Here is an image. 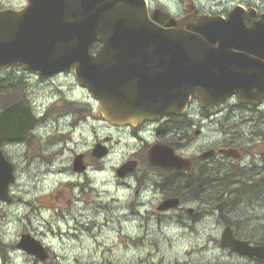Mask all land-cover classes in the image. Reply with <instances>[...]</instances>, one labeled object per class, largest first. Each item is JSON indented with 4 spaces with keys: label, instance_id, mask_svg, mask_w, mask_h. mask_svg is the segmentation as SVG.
Here are the masks:
<instances>
[{
    "label": "water",
    "instance_id": "water-1",
    "mask_svg": "<svg viewBox=\"0 0 264 264\" xmlns=\"http://www.w3.org/2000/svg\"><path fill=\"white\" fill-rule=\"evenodd\" d=\"M203 19L160 20L173 27L164 28L150 20L144 0H29L22 10L0 12V64L25 63L44 75L75 67L79 82L100 100L102 114L117 124L179 114L193 92L201 101L212 96L213 103L233 93L255 99L253 90L264 79V23L248 29L241 8L228 20ZM97 41L103 45L92 55ZM252 72L254 80L247 81ZM27 118L33 122L22 103L7 109L0 116V140L23 139L31 126L24 128ZM171 155L163 146L150 151L159 163L171 162ZM75 169L83 170L80 161ZM14 179L13 165L0 150V199H10ZM176 204L169 200L162 207ZM221 244L264 258V244L237 239L231 227ZM19 246L47 256L29 235Z\"/></svg>",
    "mask_w": 264,
    "mask_h": 264
},
{
    "label": "rangeland",
    "instance_id": "rangeland-1",
    "mask_svg": "<svg viewBox=\"0 0 264 264\" xmlns=\"http://www.w3.org/2000/svg\"><path fill=\"white\" fill-rule=\"evenodd\" d=\"M154 1L163 3L165 0ZM197 1L203 8L216 14L242 0ZM246 1L257 3L264 9V0ZM26 3V0L3 1L8 7H20ZM55 81L64 83L65 77L60 76ZM72 81V78L69 79L68 84H74ZM24 85L30 95H37L32 92L34 89L50 92L49 86L46 88L35 78L29 79ZM37 86L40 88L37 89ZM65 90L68 88L65 87ZM257 115L260 116V113ZM36 135V142L42 144L52 140L43 132H36ZM75 145L81 146L78 143ZM125 152L122 146L115 148L113 164L126 159ZM7 153L17 162L18 167L15 165L17 179L11 189L13 204L7 205L0 201V264H35L27 254L16 250V242L26 233L42 238L50 245L52 258L45 264H264L220 250L216 241L220 239L224 222L217 213L208 215L206 207L210 206L196 202L200 200L191 192H184L190 205L198 210V221L192 223L191 227L179 224L180 221L173 217H179L176 214L181 211L161 221L153 213L149 214L148 210L158 202V194L155 198L152 193L142 195L136 198L132 210L127 209L126 206H131V198L134 199L133 191L127 189V186L118 185L112 171L90 175L89 182L93 189L85 193L88 202L79 189L72 194L69 188V192L65 191L67 195L61 194L63 198L57 200L58 191H62L70 181L68 174L57 173V170L65 168L64 163L55 164L53 172H46L47 166H38L37 163L27 169L28 160L32 162V157L26 160L20 152L11 148L7 149ZM170 180L166 174H159L155 184L165 185ZM247 182L253 185L249 180ZM123 183L130 185L132 181L123 180ZM240 184L248 186L247 183ZM255 184L264 186V181L259 179ZM250 194L243 200L253 203L254 208L249 212V208L241 212L243 231L262 234L260 230L264 226V206L258 204L261 200L256 201L252 192ZM223 201V210H218L226 216L230 206L227 199ZM124 202L126 206H123Z\"/></svg>",
    "mask_w": 264,
    "mask_h": 264
},
{
    "label": "flooded vegetation",
    "instance_id": "flooded-vegetation-1",
    "mask_svg": "<svg viewBox=\"0 0 264 264\" xmlns=\"http://www.w3.org/2000/svg\"><path fill=\"white\" fill-rule=\"evenodd\" d=\"M163 4L164 9L171 10L175 6V1L165 0ZM12 68H17L21 73L8 71L9 68L2 67L0 68V81L6 83L9 79L20 80L15 86V90L19 93V100L24 99L26 104L31 106L37 121L30 133V139L18 144L1 141L0 148L3 146L5 151L8 148L12 150L17 148L19 151L34 149L37 152L38 164L40 162L51 163L53 157L59 153L58 150L53 149L57 136L70 139L73 131L82 130V134L85 129H90L94 139L86 149L89 152L85 153L87 162H111L114 168L118 162L113 164L114 158L109 156L113 154V148L116 145L121 146L123 142L128 149L127 159L138 161V167L128 176L129 180L135 183L136 193L146 189L150 183L155 184L149 179L151 174L156 178L159 174H166L171 179L165 185H158L157 193L161 199L174 195L176 186H181L184 182L242 183L247 180L253 182V178H256V182L259 179L264 181V128L260 127L264 126V121L259 124L255 123L254 118L258 116L256 113L250 115L236 113L228 104H223L213 110H203L199 106L195 109L192 104L181 116L169 115L156 122L123 128L111 124L99 115L97 103L87 95L86 89L75 85L78 92H73V85L68 84L72 75L59 74L45 78L24 65L12 66ZM60 76L65 77L64 83L55 81ZM32 78L45 87L49 86L50 92L44 93L35 89L32 92L37 95H30L26 92L25 86L21 83L23 80L27 82ZM65 87L68 88L67 91ZM38 88L40 86H37ZM3 98L6 105L19 101L10 100L7 95ZM256 125L260 126L254 128ZM36 132L50 135L52 139L48 142L50 147L47 144L36 145L38 139ZM153 135L155 139L150 138ZM155 143L169 145L178 154L191 158L192 169L176 171L152 168L147 160V149ZM97 145H101L107 152L106 156L101 159L91 156L93 148ZM226 148L239 149L242 157L234 159L219 153V150ZM208 149H215L217 154L209 159H199V156ZM72 151L69 146L67 152L70 157H72ZM248 153L251 155L246 158ZM168 186H171L169 190L166 189ZM180 197L184 201L187 200L186 197ZM184 213L182 217L185 216ZM196 219L197 217L193 216V220Z\"/></svg>",
    "mask_w": 264,
    "mask_h": 264
},
{
    "label": "trees",
    "instance_id": "trees-1",
    "mask_svg": "<svg viewBox=\"0 0 264 264\" xmlns=\"http://www.w3.org/2000/svg\"><path fill=\"white\" fill-rule=\"evenodd\" d=\"M205 184H201V183L197 184V183H193V182H184L183 187L185 189H189L190 192L193 195H195L200 201H205V203L210 202V204H212L217 209L219 208V210H223V204L225 203V201H223V200L227 199L229 202V206H230L229 211H227L228 215L224 216V214H221L219 212L221 214V216L224 217L225 219L240 218L241 215L237 211L238 202H240L242 197L245 198L246 195H251L250 192L253 193L254 190H256V191L258 190L257 189L258 184H253L251 186H246V185H242V184L232 185L231 189L229 188V190H227L225 186H212L209 184H207V185H205ZM207 189H209V191L211 193L216 194L215 199H212V200L204 199V196H203L204 194H202V193L203 192L205 193ZM218 189H220V190H218ZM248 189L250 192L248 191ZM221 202H222V204H221ZM235 226L237 227V226H239V224L238 225L235 224Z\"/></svg>",
    "mask_w": 264,
    "mask_h": 264
},
{
    "label": "bare ground",
    "instance_id": "bare-ground-1",
    "mask_svg": "<svg viewBox=\"0 0 264 264\" xmlns=\"http://www.w3.org/2000/svg\"><path fill=\"white\" fill-rule=\"evenodd\" d=\"M50 147V146H49ZM207 184H209V185H214L212 182H207L205 185H207ZM161 185V184H160ZM162 186V185H161ZM183 187V183H182V185H181V188ZM182 190H183V192H189L190 193V190L189 189H185L184 187L182 188ZM11 249V248H10Z\"/></svg>",
    "mask_w": 264,
    "mask_h": 264
}]
</instances>
